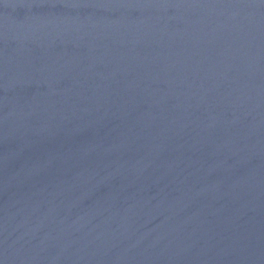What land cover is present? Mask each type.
Listing matches in <instances>:
<instances>
[{
  "label": "water",
  "instance_id": "water-1",
  "mask_svg": "<svg viewBox=\"0 0 264 264\" xmlns=\"http://www.w3.org/2000/svg\"><path fill=\"white\" fill-rule=\"evenodd\" d=\"M0 264H264V0H0Z\"/></svg>",
  "mask_w": 264,
  "mask_h": 264
}]
</instances>
